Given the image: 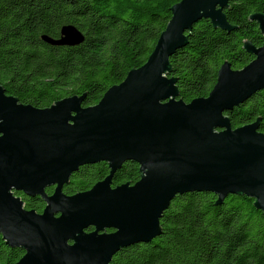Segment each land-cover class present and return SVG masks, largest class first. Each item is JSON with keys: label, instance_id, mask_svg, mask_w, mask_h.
Masks as SVG:
<instances>
[{"label": "water", "instance_id": "water-1", "mask_svg": "<svg viewBox=\"0 0 264 264\" xmlns=\"http://www.w3.org/2000/svg\"><path fill=\"white\" fill-rule=\"evenodd\" d=\"M228 0H180L152 53L93 106L72 95L49 107L23 104L0 85V235L23 250L14 264H109L120 249L161 233L160 218L176 195H246L264 214V134L259 120L232 128L225 114L264 89V41L245 43L253 60L241 69L224 62L207 97L178 99L170 56L187 43L200 19L231 31ZM264 34V15L251 16ZM53 46L84 40L72 24ZM138 164L134 184L112 186L124 162ZM105 162L108 175L90 189H62L83 165ZM53 187L51 194L46 188ZM21 192L40 197V213L24 207ZM88 228H91L88 230ZM112 230L106 232L105 230Z\"/></svg>", "mask_w": 264, "mask_h": 264}, {"label": "trees", "instance_id": "trees-1", "mask_svg": "<svg viewBox=\"0 0 264 264\" xmlns=\"http://www.w3.org/2000/svg\"><path fill=\"white\" fill-rule=\"evenodd\" d=\"M180 0H0V85L7 94L36 108L84 95L93 106L127 73L142 66ZM231 31L200 19L186 32L187 43L170 58L178 99L207 97L224 62L241 69L253 60L245 43L259 47L264 34L251 16L264 15V0H228ZM72 24L84 36L75 46H53L42 37H60ZM232 128L259 120L264 134V89L225 113ZM109 173L105 162L83 165L62 189L72 195L90 189ZM140 178L135 162H124L112 186ZM53 187L46 188L52 193ZM19 195L24 207L40 213L43 200ZM211 192L176 195L160 218L161 233L147 243L116 252L109 264H264V214L246 195L228 194L221 204ZM91 228H88V230ZM23 250L0 235V264H14Z\"/></svg>", "mask_w": 264, "mask_h": 264}, {"label": "flooded vegetation", "instance_id": "flooded-vegetation-1", "mask_svg": "<svg viewBox=\"0 0 264 264\" xmlns=\"http://www.w3.org/2000/svg\"><path fill=\"white\" fill-rule=\"evenodd\" d=\"M15 193H18V194H19V193H21V192L15 191L14 194H15ZM21 194H23V193H21ZM48 194H49V193H48ZM50 194H51V193H50ZM15 195H17V194H15ZM23 195H24V194H23ZM17 196L20 197L19 195H17ZM25 196H26V195H25ZM20 198H21V197H20ZM89 230H90V229H89ZM105 231H106V232H111L112 230L108 229V230H105Z\"/></svg>", "mask_w": 264, "mask_h": 264}]
</instances>
